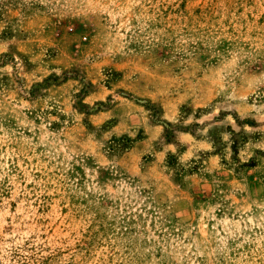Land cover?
<instances>
[{
  "label": "rangeland",
  "instance_id": "374dc122",
  "mask_svg": "<svg viewBox=\"0 0 264 264\" xmlns=\"http://www.w3.org/2000/svg\"><path fill=\"white\" fill-rule=\"evenodd\" d=\"M0 264H264V0H0Z\"/></svg>",
  "mask_w": 264,
  "mask_h": 264
}]
</instances>
